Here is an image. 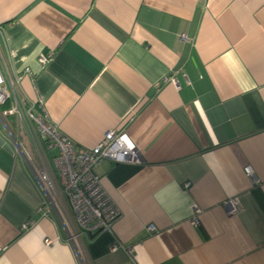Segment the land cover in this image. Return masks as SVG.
Listing matches in <instances>:
<instances>
[{
  "label": "crops",
  "instance_id": "crops-1",
  "mask_svg": "<svg viewBox=\"0 0 264 264\" xmlns=\"http://www.w3.org/2000/svg\"><path fill=\"white\" fill-rule=\"evenodd\" d=\"M0 58L76 146L116 130L140 151L94 168L120 214L77 242L82 257L264 264V0H0ZM13 119L18 143L0 115V264H80L57 213L39 211V151Z\"/></svg>",
  "mask_w": 264,
  "mask_h": 264
},
{
  "label": "built area",
  "instance_id": "built-area-1",
  "mask_svg": "<svg viewBox=\"0 0 264 264\" xmlns=\"http://www.w3.org/2000/svg\"><path fill=\"white\" fill-rule=\"evenodd\" d=\"M186 38L185 36H182ZM50 55H41L38 59L45 65ZM28 73V69L24 71ZM176 71L166 76L164 80L177 82ZM20 76L14 79L8 77L0 58V104L12 101L9 108L4 109V115H13L17 123L25 128L33 139L39 151L40 168L35 169L29 162L35 180L44 194V202L39 211L48 215L55 211L66 228L68 241L75 244L76 254L80 264H91L82 257L78 241L89 238L101 230H110L113 221L120 212L102 187L99 176L94 168L103 160L113 163H140L142 157L137 146L125 132L108 130L100 141L91 149L76 146L73 141L62 134L50 123L46 116L36 114L33 103L25 102L16 95V83ZM13 95V97H11ZM56 148L57 154L52 156V163L46 158L51 149ZM244 172L252 183H258L251 166L246 165ZM194 207L193 222H197ZM27 224L23 227L25 228ZM149 230L154 226L149 225ZM115 243L110 249L119 248Z\"/></svg>",
  "mask_w": 264,
  "mask_h": 264
},
{
  "label": "trees",
  "instance_id": "trees-1",
  "mask_svg": "<svg viewBox=\"0 0 264 264\" xmlns=\"http://www.w3.org/2000/svg\"><path fill=\"white\" fill-rule=\"evenodd\" d=\"M8 106H9V104L7 102H5L4 104H0V113H1V116H3V114H2L3 109L7 108ZM3 120H4L5 125L11 131H14V129L16 127V124L13 121L14 120L13 119V116H11V115H5V116H3Z\"/></svg>",
  "mask_w": 264,
  "mask_h": 264
},
{
  "label": "rangeland",
  "instance_id": "rangeland-1",
  "mask_svg": "<svg viewBox=\"0 0 264 264\" xmlns=\"http://www.w3.org/2000/svg\"><path fill=\"white\" fill-rule=\"evenodd\" d=\"M3 114V113H2ZM0 115H1V113H0ZM3 116H5L4 114H3ZM3 116H2V120H3ZM11 116H13V115H11ZM4 121V120H3ZM14 121V120H13ZM5 124V123H4ZM7 129H8V131H9V133H10V135H11V137H13V139L14 140H16L17 139V129H16V127H15V129H14V131H11L8 127H7ZM17 141V143H18V139L16 140ZM19 146V145H18ZM20 150V148H18V151ZM21 151V150H20ZM23 151V150H22Z\"/></svg>",
  "mask_w": 264,
  "mask_h": 264
},
{
  "label": "water",
  "instance_id": "water-1",
  "mask_svg": "<svg viewBox=\"0 0 264 264\" xmlns=\"http://www.w3.org/2000/svg\"><path fill=\"white\" fill-rule=\"evenodd\" d=\"M99 232V231H98ZM94 235V234H93Z\"/></svg>",
  "mask_w": 264,
  "mask_h": 264
}]
</instances>
